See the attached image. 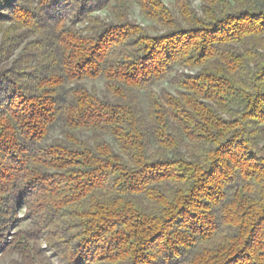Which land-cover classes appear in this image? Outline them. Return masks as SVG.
I'll return each instance as SVG.
<instances>
[{"label": "trees", "instance_id": "obj_1", "mask_svg": "<svg viewBox=\"0 0 264 264\" xmlns=\"http://www.w3.org/2000/svg\"><path fill=\"white\" fill-rule=\"evenodd\" d=\"M72 1L0 0V31L47 35L0 69V194L37 221L0 257L53 264L45 228L61 264H264V0H135L157 33L90 15L106 0L68 23Z\"/></svg>", "mask_w": 264, "mask_h": 264}, {"label": "rangeland", "instance_id": "obj_2", "mask_svg": "<svg viewBox=\"0 0 264 264\" xmlns=\"http://www.w3.org/2000/svg\"><path fill=\"white\" fill-rule=\"evenodd\" d=\"M25 6L37 7L39 0H21ZM164 3L173 11H176V0H163ZM194 6L200 10L201 1L200 0H191ZM67 0H51L50 4L53 9L65 8L67 5ZM72 7L68 8L70 12L67 15V19L70 21L78 20L77 11L82 7L76 3V0L72 1ZM107 3V4H106ZM105 4V5H103ZM102 5L96 7L95 5L92 13L90 15L100 17L106 22H117L119 20L117 14H123L127 17V19L131 22L138 23L145 28H147L152 33H157V24L146 17V15L142 12L141 8L137 4L135 0H126V6L123 8L118 6V4L114 0H106ZM59 8V9H61ZM77 10L73 12L72 10ZM54 12V10H52ZM43 16L44 15L43 13ZM52 22V21H51ZM26 23L20 19V21H7L4 23L3 28L7 32L0 31V50L2 49L4 52H7L6 59L0 61V69H9L13 71V74H18V71L13 70L17 69H27L33 68L37 62V56L39 54L38 48L41 46L40 44L47 38L46 34L40 33L36 31L35 28L27 27ZM77 26L84 30L87 26L85 21H79ZM3 29V30H4ZM50 30V29H48ZM51 33V30L48 31ZM26 70V71H27ZM17 72V73H16ZM25 72V71H24ZM103 87L102 82L93 83L90 82L89 86L93 85ZM162 87H167L173 90L169 81H166L159 86L157 89H161ZM143 102L146 105L147 99L145 94H143ZM60 132L55 131L54 137L59 136ZM1 164V161H0ZM4 180L0 178V187L3 184ZM26 196L19 194L14 196L10 192L7 194H0V208L4 210L5 213L0 214V229L3 228L4 231L3 241H7V243H13L14 240H18L19 233H29V232H37L35 229L36 220H35V210L34 206L27 205ZM32 202V200H29ZM45 228L43 229V234ZM48 229L46 232H48ZM41 233V237L39 238V242L36 243L37 248L43 256L48 257L53 264H61L60 254L58 255L57 249H54L52 244H54L55 240H51L48 236ZM18 259V256L13 254L5 257H0V264H13V260ZM93 264V263H92Z\"/></svg>", "mask_w": 264, "mask_h": 264}]
</instances>
